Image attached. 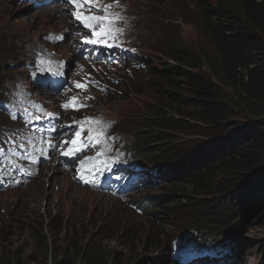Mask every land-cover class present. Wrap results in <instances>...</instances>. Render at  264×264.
Here are the masks:
<instances>
[{
	"label": "rangeland",
	"instance_id": "1",
	"mask_svg": "<svg viewBox=\"0 0 264 264\" xmlns=\"http://www.w3.org/2000/svg\"><path fill=\"white\" fill-rule=\"evenodd\" d=\"M231 1L234 3L236 0H209V3L217 7L221 3ZM195 2L194 0H134L133 7L138 22L137 43L144 55V60L154 64L153 67L157 71L164 67L163 61L168 59L156 48L161 43L175 42L196 57L195 65H191L192 69H197L211 78L212 68L208 66L207 60L212 65H216L217 52L197 26ZM49 5L34 8L28 0H0V76L10 77L21 68L23 69V61L30 54L49 52L46 49L47 44L55 52L64 45V43L59 44L60 37L57 35L53 38L46 37L48 34L46 32H58L61 22L65 21V18L60 15V9L47 7ZM159 30L162 31L161 35L158 33ZM60 33L65 34L63 28L60 29ZM171 35L173 39L170 38ZM120 75L124 77L121 84L122 92L104 103V107L109 111L104 110L103 107L97 112L105 114L116 122V129L127 137L140 160L155 165L151 158L139 148L137 134L143 132L144 128H148L143 125L142 117H159L164 113L169 114L173 111V106L170 102L169 106L168 103L163 102V97L167 94H160L152 80L148 83L146 82L148 78L136 80L132 78L129 70H121ZM154 80L161 81L159 78ZM223 89L225 93L235 95L228 86L224 85ZM159 105L163 107H158ZM56 107L60 110L59 105ZM245 113L239 117L241 120L257 119L253 117V114L247 111ZM15 117L17 118V114ZM177 121L184 120L177 119ZM188 125L194 130L198 127L190 121ZM199 127L196 133L195 131L179 133L167 142L176 152L189 151L203 145L206 137L214 135L218 129L213 128L209 123ZM9 161V157L4 155L0 165V183L9 184L15 179ZM184 166L186 169L190 167ZM57 170L59 171L58 168H45L42 175L29 187L21 186L0 193V241L7 250L19 251L27 264H50L45 259V248L39 245L37 232L47 235L48 248L56 255L55 262L58 264L66 258L76 264H83L78 263L79 258H75L76 254L73 252L78 245L82 247L87 242L93 243L98 249L106 252L113 262L116 261V264H165L155 260L159 254L158 251L168 244V237L176 236L184 228L191 226L188 223L191 216L188 215L184 206L178 205L176 202L178 198H167V194L173 191L191 192L196 185L189 180L177 183L176 181L183 180L177 176L166 179L167 174H173L179 169L159 168L161 175H157L159 180L156 186L145 191L146 193H137L140 194L137 195L138 198H142L144 194L155 195L154 198L141 202L143 212L139 213L117 200L78 187L74 189L84 197L86 203L77 204L78 199L72 194L70 188L65 195H58L57 199L53 181H50V187L45 189V183L50 179L64 183V178H58L60 172L57 176L52 175V172ZM130 195L134 198L135 192ZM215 198L222 201L219 193L210 198L212 203ZM124 207H127V213ZM150 208H155L153 210L157 213V217L162 219V227L151 223L154 213H151ZM53 216H56L57 221L62 222L61 234L57 233L54 225L52 226L53 235L47 234L48 221ZM87 218H91L92 221L88 222ZM247 221L242 227L240 236L232 238L238 248L235 253L242 259L240 264H264V205H260L250 213ZM95 224L102 225V228L96 227ZM104 228H109L110 231L104 233L102 232ZM163 232H166V235L163 236ZM211 232L217 233L219 230L215 229ZM155 237L158 242L156 249H153L148 243ZM168 256L167 264H182L175 260L172 249ZM143 259L144 263L139 262ZM187 263L197 264L194 261Z\"/></svg>",
	"mask_w": 264,
	"mask_h": 264
},
{
	"label": "trees",
	"instance_id": "2",
	"mask_svg": "<svg viewBox=\"0 0 264 264\" xmlns=\"http://www.w3.org/2000/svg\"><path fill=\"white\" fill-rule=\"evenodd\" d=\"M194 1L198 9L196 23L217 52L218 63L212 65L207 60L212 68L208 78L190 67L195 65L193 53L172 48L168 56L178 66L165 64L162 73L152 72L161 81H152L160 94H167L163 102L168 106L170 102L173 111L159 117H142L143 125L148 127L142 132L143 143L168 163L191 164L186 175L193 178L197 189L178 194L180 205L192 207L199 220L211 209L214 217L205 216L204 221L215 219L228 230L237 222L242 229L250 213L264 205V0H236L217 7L209 0ZM224 85L235 95L225 93ZM246 111L257 119L241 120ZM188 121L198 125L197 129L191 128ZM205 123L218 129L199 148L176 152L165 144L179 133H196ZM200 168L205 170L197 172ZM218 193L222 201L215 198L212 203L210 198ZM48 223L51 232L46 228L47 234L53 235V225L58 234L62 233V222L56 216ZM109 231L104 228L102 232ZM36 234L39 245L45 248L46 261L58 264L48 248L47 235ZM157 242L155 237L148 245L156 249ZM158 252L155 260L167 264L169 247L164 245ZM74 253L78 263L116 264L91 242L78 245ZM0 264L27 263L19 251L7 250L0 241ZM59 264L76 263L66 258Z\"/></svg>",
	"mask_w": 264,
	"mask_h": 264
},
{
	"label": "snow or ice",
	"instance_id": "3",
	"mask_svg": "<svg viewBox=\"0 0 264 264\" xmlns=\"http://www.w3.org/2000/svg\"><path fill=\"white\" fill-rule=\"evenodd\" d=\"M67 3H70L76 9L72 15L75 19L83 24V26L91 31L92 38L87 39L86 43L92 44H102L109 47L113 46L108 43L109 39H116L117 35L123 30L116 26V22L122 20L123 18L119 13L111 11L112 5H102L100 0H66ZM115 2V0H114ZM94 9L96 12L102 13L100 15L94 14ZM88 82L84 84L77 83L78 88L87 89ZM77 97H72L68 103L61 105L62 107H73L78 108L85 105L75 103ZM48 115H52L49 113ZM39 119L40 117H35ZM91 121V118H88ZM94 123L99 124L100 121H93ZM105 128L110 127V123L104 125ZM102 134V133H101ZM81 132H76V136L79 137ZM89 139H93L92 136ZM72 143L75 145L76 140H73ZM79 149H70L68 152L64 153L65 155H72L74 151Z\"/></svg>",
	"mask_w": 264,
	"mask_h": 264
},
{
	"label": "bare ground",
	"instance_id": "4",
	"mask_svg": "<svg viewBox=\"0 0 264 264\" xmlns=\"http://www.w3.org/2000/svg\"><path fill=\"white\" fill-rule=\"evenodd\" d=\"M157 173L161 175L160 171H157ZM157 173H155V176H156V177H157ZM131 179L134 180V176L131 177ZM131 193H132V191H131ZM131 193H130V194H131Z\"/></svg>",
	"mask_w": 264,
	"mask_h": 264
},
{
	"label": "clouds",
	"instance_id": "5",
	"mask_svg": "<svg viewBox=\"0 0 264 264\" xmlns=\"http://www.w3.org/2000/svg\"><path fill=\"white\" fill-rule=\"evenodd\" d=\"M191 68H192V66H191ZM50 220H52V218H51ZM50 220H49V221H50ZM49 221H48V222H49ZM90 221H92L91 218H89L88 222H90Z\"/></svg>",
	"mask_w": 264,
	"mask_h": 264
}]
</instances>
